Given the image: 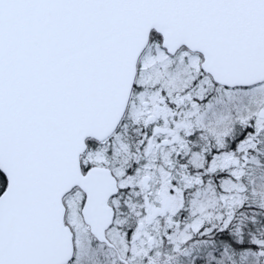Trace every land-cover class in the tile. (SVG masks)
Instances as JSON below:
<instances>
[{"label":"snow or ice","instance_id":"6c2138e0","mask_svg":"<svg viewBox=\"0 0 264 264\" xmlns=\"http://www.w3.org/2000/svg\"><path fill=\"white\" fill-rule=\"evenodd\" d=\"M0 264H264V0H0Z\"/></svg>","mask_w":264,"mask_h":264}]
</instances>
